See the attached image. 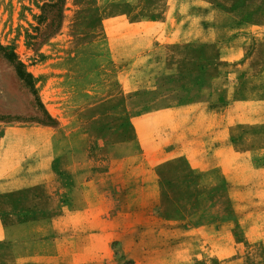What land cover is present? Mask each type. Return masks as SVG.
I'll return each mask as SVG.
<instances>
[{
	"label": "rangeland",
	"instance_id": "374dc122",
	"mask_svg": "<svg viewBox=\"0 0 264 264\" xmlns=\"http://www.w3.org/2000/svg\"><path fill=\"white\" fill-rule=\"evenodd\" d=\"M139 1L130 7L97 6L96 0H0V217L5 224L14 222L7 210L17 202L44 204L49 187L29 186L31 179L50 172L63 188L71 158L88 161L94 173L105 170L95 168L97 160L138 155V137L154 148L164 139L187 142L193 132H203L202 125L193 128V115L203 106L187 94L196 92L193 80L207 81L211 72L152 78L154 54L147 51L165 24L170 29L165 22L170 0ZM260 10L264 15V5ZM149 22L156 25L151 30L145 26ZM106 33L121 47L119 53L109 52ZM10 53L12 63L4 57ZM171 56L176 59V53ZM16 63L31 85L19 78ZM176 126L167 137L164 130ZM236 133L239 149L264 144V126ZM167 152L151 157L162 185L159 217L137 222L148 225L147 243L140 248L152 264H264V172L255 174L248 166L241 188L223 182L201 193L182 151ZM115 252L122 259L118 246ZM6 261L9 250L0 241V264Z\"/></svg>",
	"mask_w": 264,
	"mask_h": 264
},
{
	"label": "crops",
	"instance_id": "0c3cea01",
	"mask_svg": "<svg viewBox=\"0 0 264 264\" xmlns=\"http://www.w3.org/2000/svg\"><path fill=\"white\" fill-rule=\"evenodd\" d=\"M96 3L131 7L140 1ZM262 5L264 0H170L165 21L170 22V29L165 24L147 51L154 54L151 76L211 72L207 81L193 80L196 92L187 94L203 106L193 115V128L202 125L203 132H193L187 142L164 139L154 148L138 137V155L97 160L95 168L105 170L94 173L88 161L71 158L63 188L50 172L31 179L29 186L45 184L49 190L42 196L43 205L17 202L7 210L13 223L5 224L0 217V241L8 247L10 257L6 264H152L147 251L140 248L147 243L143 235L148 225L137 226V222L159 217L162 185L151 159L158 151H182L201 193L223 182L230 189L240 187L247 180L248 166L255 174L264 172V144L239 149L235 136L239 129L264 126ZM145 26L151 30L156 25L149 22ZM169 36L175 39L174 47ZM110 37L105 34L109 52L117 54L121 47ZM215 70L219 73H213ZM172 129L177 126L164 130L167 137ZM115 246L121 249L122 259L117 258Z\"/></svg>",
	"mask_w": 264,
	"mask_h": 264
},
{
	"label": "trees",
	"instance_id": "16d2710c",
	"mask_svg": "<svg viewBox=\"0 0 264 264\" xmlns=\"http://www.w3.org/2000/svg\"><path fill=\"white\" fill-rule=\"evenodd\" d=\"M5 59H7L9 62H14V55L13 54H5L4 55ZM16 66L17 67H20L19 68V71H18V76L20 79H23L25 81H28V83L31 85V77L29 74L25 73L23 70H22V65L20 63H16Z\"/></svg>",
	"mask_w": 264,
	"mask_h": 264
}]
</instances>
